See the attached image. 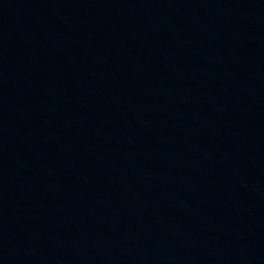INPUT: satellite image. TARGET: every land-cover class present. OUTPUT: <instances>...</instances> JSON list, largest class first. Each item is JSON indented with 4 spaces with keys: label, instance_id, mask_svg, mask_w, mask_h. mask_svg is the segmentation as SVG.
<instances>
[{
    "label": "water",
    "instance_id": "95a60500",
    "mask_svg": "<svg viewBox=\"0 0 264 264\" xmlns=\"http://www.w3.org/2000/svg\"><path fill=\"white\" fill-rule=\"evenodd\" d=\"M0 264H264V0H0Z\"/></svg>",
    "mask_w": 264,
    "mask_h": 264
}]
</instances>
